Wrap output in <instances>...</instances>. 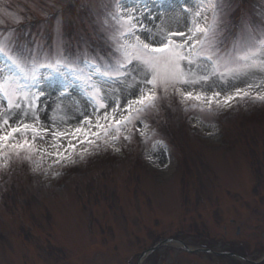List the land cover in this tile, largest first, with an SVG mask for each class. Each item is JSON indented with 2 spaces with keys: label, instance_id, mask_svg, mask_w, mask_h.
<instances>
[{
  "label": "rangeland",
  "instance_id": "1",
  "mask_svg": "<svg viewBox=\"0 0 264 264\" xmlns=\"http://www.w3.org/2000/svg\"><path fill=\"white\" fill-rule=\"evenodd\" d=\"M121 2L140 10L136 15L151 30L141 38L151 35L153 43L172 32L187 33L201 4ZM216 2L221 55L234 42L264 33V0ZM112 10L113 0H0V39L15 41L41 61L60 53L81 63L87 58L103 63L112 53ZM200 10L210 22L211 9ZM7 67L0 58V70ZM32 84L33 91L43 92L36 111L50 131L37 138L30 154H15L12 162L0 156V264H232L223 261L238 260L239 250L247 255L259 250L254 253L263 260L264 102L237 98L228 107L213 104L208 111L205 105L200 111L199 102L160 91L155 107L122 127L119 139L112 138L114 129L107 138L90 135V145L70 135L55 141L57 149L51 130L74 133L85 118L94 125L97 116L70 75L49 77L41 69ZM249 84L259 85L253 93L264 91V72L226 83L213 77L195 91L209 96L219 91L222 101ZM130 93L136 89L127 84L104 85L108 108L99 110L100 123ZM69 139L76 148L65 153ZM199 235L206 253L179 244ZM169 237L174 240L163 241ZM156 241L160 245L150 250ZM227 250L235 252L232 257Z\"/></svg>",
  "mask_w": 264,
  "mask_h": 264
},
{
  "label": "snow or ice",
  "instance_id": "2",
  "mask_svg": "<svg viewBox=\"0 0 264 264\" xmlns=\"http://www.w3.org/2000/svg\"><path fill=\"white\" fill-rule=\"evenodd\" d=\"M205 5L212 12L210 22L209 17L202 15L200 10ZM137 11L140 10L128 8L121 0H113L110 16L114 26L109 35L112 53L110 59L103 63L95 62V58H87L81 63L60 53L41 61L34 54H26L15 41L5 43L0 39V58L8 66L0 70V156L10 157L21 152L30 154L37 138L43 140L49 135V128L40 125L36 111L43 92L32 90V82L41 78V69H47L49 77L53 73L59 76L70 75L79 82L86 94L84 98L94 109L93 115L97 116L94 125L90 118H85L82 126L76 128L74 133L51 130L53 147L57 149L61 145L55 141L70 135L78 139L79 143L90 145L94 143L88 139L90 135L99 140L101 135L107 138L114 129L115 135L112 138L119 139L122 127L155 107L157 93L160 91L167 93L171 89L182 101L199 102L200 111L206 110L205 105L208 111H211L213 104L228 107L237 98L242 100L248 97L264 102V91L253 93L252 89L259 87L253 84H249L247 89L236 88L234 93L225 94L222 101L219 99V91H214L211 96L203 91H195L196 85L203 87L213 77L226 83L246 77L253 71L264 72V33L259 37H247L238 43L234 42L233 48L221 55L217 41L220 10L216 0H201L187 33L172 32L155 43L151 35L141 38L140 33L151 30L144 26L136 15ZM183 11L188 10L185 8ZM175 36L184 39L177 42L173 39ZM133 72L136 75H132ZM128 77H131V83H127ZM106 84H127L128 88H135L138 95L130 93L132 98L127 99L124 106L117 99L110 113L104 112L102 118L106 123L102 124L99 110L108 108L101 95L102 87ZM29 116L31 122H27ZM12 117L16 119L12 120ZM93 126L98 131L92 132ZM85 127L88 131H85ZM77 134L83 136V139H79ZM63 147L67 153L68 150L74 151L76 145L69 139ZM56 155L60 157L62 153L57 151Z\"/></svg>",
  "mask_w": 264,
  "mask_h": 264
},
{
  "label": "flooded vegetation",
  "instance_id": "3",
  "mask_svg": "<svg viewBox=\"0 0 264 264\" xmlns=\"http://www.w3.org/2000/svg\"><path fill=\"white\" fill-rule=\"evenodd\" d=\"M263 227V226H262ZM201 237L202 236H196V237H194L193 239H189V240H182V241H179V244L181 243V244H183L184 246H186V247H193V248H197V247H199V248H207V247H204L205 245H203V244H201V242H199V240H201ZM198 238H200V239H198ZM177 239V238H176ZM257 243H261V241L260 242H258V241H256ZM262 243L264 244V239H262ZM194 244H197V246L196 245H194ZM236 251V250H235ZM233 250H227V252H224V254H228V255H231V254H234L235 252H233ZM236 252H239V253H241V255L242 256H245L246 255V253L244 252V251H236ZM254 252H256L257 254H259V253H262V252H260L259 250H257V251H252V253L251 252H248L249 253V263H251V264H264V258H263V260H262V258H260V259H258V260H260L259 262H255L256 261V259L257 258H255V257H252V256H254L255 255V253ZM239 253L238 254H236V255H239ZM263 253H264V249H263ZM227 259V258H226ZM223 262H231V263H234V264H237V263H239L240 261H237V260H231L230 261V259H227V261H223Z\"/></svg>",
  "mask_w": 264,
  "mask_h": 264
},
{
  "label": "bare ground",
  "instance_id": "4",
  "mask_svg": "<svg viewBox=\"0 0 264 264\" xmlns=\"http://www.w3.org/2000/svg\"><path fill=\"white\" fill-rule=\"evenodd\" d=\"M175 21L178 22V25H181V26L183 25L182 22H180L178 19H176Z\"/></svg>",
  "mask_w": 264,
  "mask_h": 264
}]
</instances>
